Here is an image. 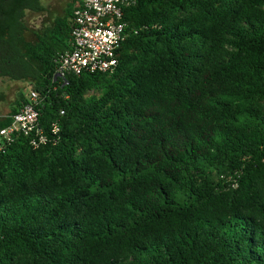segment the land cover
I'll list each match as a JSON object with an SVG mask.
<instances>
[{"label":"trees","instance_id":"trees-1","mask_svg":"<svg viewBox=\"0 0 264 264\" xmlns=\"http://www.w3.org/2000/svg\"><path fill=\"white\" fill-rule=\"evenodd\" d=\"M80 4L30 42L41 0H0L47 137L0 152V264H264V0H136L117 66L60 79Z\"/></svg>","mask_w":264,"mask_h":264},{"label":"built area","instance_id":"built-area-1","mask_svg":"<svg viewBox=\"0 0 264 264\" xmlns=\"http://www.w3.org/2000/svg\"><path fill=\"white\" fill-rule=\"evenodd\" d=\"M136 0H81L73 12L71 32L72 50L58 61L56 76L80 75L83 72H108L118 64L117 51L125 41L124 9L133 6ZM39 95L27 94L26 102L10 117L8 125L0 128V152L17 138L28 139L33 148L47 141L39 124L36 110ZM58 131L53 126L52 133ZM235 186V185H233Z\"/></svg>","mask_w":264,"mask_h":264},{"label":"rangeland","instance_id":"rangeland-1","mask_svg":"<svg viewBox=\"0 0 264 264\" xmlns=\"http://www.w3.org/2000/svg\"><path fill=\"white\" fill-rule=\"evenodd\" d=\"M67 0H41L45 11L42 13L27 12L25 22L27 30L24 33L26 41L33 42L35 35L47 28L52 20L63 14ZM30 84L22 81H12L0 78V119L6 117L10 108L21 93L26 96L29 93Z\"/></svg>","mask_w":264,"mask_h":264},{"label":"flooded vegetation","instance_id":"flooded-vegetation-1","mask_svg":"<svg viewBox=\"0 0 264 264\" xmlns=\"http://www.w3.org/2000/svg\"><path fill=\"white\" fill-rule=\"evenodd\" d=\"M26 16V15H25ZM26 23V22H25Z\"/></svg>","mask_w":264,"mask_h":264}]
</instances>
